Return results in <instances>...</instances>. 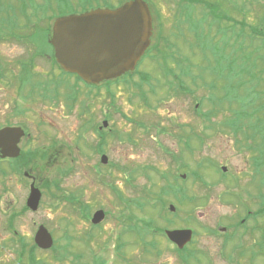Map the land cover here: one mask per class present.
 <instances>
[{
    "label": "rangeland",
    "instance_id": "1",
    "mask_svg": "<svg viewBox=\"0 0 264 264\" xmlns=\"http://www.w3.org/2000/svg\"><path fill=\"white\" fill-rule=\"evenodd\" d=\"M49 1L52 4L47 10L49 16L54 13L52 17L81 10L89 2L65 0L69 3L67 4L61 0L62 4H59L54 0ZM147 1L154 13L160 17V24L158 19L155 26L156 35L160 31L165 39L161 44V51L156 53L157 61L146 62L144 59L140 63L141 70L148 69L150 72L151 81L144 85L141 79L136 77L137 84L132 86L129 92H126L128 86H125L126 89L119 87L117 92L119 112L115 116L117 128H131L124 114L131 115L135 111L134 107L141 101L142 91L150 102L146 119H149L150 125L156 121L159 124L150 128L149 136L138 145H125L121 142L107 154L115 164L123 168L130 164L128 171L117 168L113 172L115 175L113 182L126 196L134 198L133 201L145 200L148 198V189L156 192L167 183L157 171L168 173L170 181H173L174 174H177L179 185L185 190L182 203L167 196L166 208L162 210L160 205L153 207L157 200L152 198L143 209L133 203L131 210L123 213L133 217L132 225L136 220L141 224V219L148 217L154 219L156 226L164 227L167 224L164 217L167 216L175 222V226L171 228L193 229L196 235L188 250L178 252L175 245L159 233L146 234L144 230L145 244L140 236L131 234L126 236L125 227L131 225L130 222H125L124 215H121L125 206L117 198L109 200L108 197L102 196L101 206L109 213L99 228L92 226L90 220L88 222L83 220L79 210H74L66 200L56 198V195L63 192L78 193L82 187L80 162H72L70 159L67 165H73V170L67 175L56 169L41 173L39 178L43 182L45 180L49 186L42 189L40 206L34 211L26 204L29 189L28 184L24 183L25 180L20 179L18 174L10 172L8 165L4 166L9 171L8 176H3L0 171V194L3 196L0 199V264L17 263V254H14L13 248L19 247V241L7 228L9 218L14 212L19 213V216L15 218L13 226L28 243L37 246L34 240L40 225H45L53 233L58 250L64 251L63 247L70 238L68 244L70 253H64L62 260L58 261L55 258L58 250H52L53 247L46 251L38 249L37 256L43 259V262L35 264H85L83 261H86V264H93L91 250L96 253L97 259L103 258L105 264H228L225 261L227 257L222 254L224 252L228 254L238 242V238L230 241L227 247H223L225 237L232 235L235 229L229 228L226 233L220 229L226 228L229 223L232 225L239 223L241 218L246 217L248 207L252 211H257L261 201L259 194L264 193L262 184L264 169L255 172L253 164V157L255 158L258 153H253L245 146L246 139L243 135L235 136L229 127L224 126L229 118L238 114L241 121L250 123L247 129L251 130L252 124H256L258 129H261L259 130L261 134H264V126H260V121L264 122V0H208V4L204 0ZM9 2L18 12V20L13 24L6 23L0 26V68L3 71L0 75V124L9 121L24 122L33 133L43 130L54 132L55 130L47 124L49 120L54 119L55 122L63 123L65 130L69 127V131L74 132L78 115L77 106L69 109L64 103L50 102L47 97L24 100L22 97L27 95V89L17 87L19 74L26 72L28 80L32 82L38 80L43 84L40 78L46 79L54 68L47 59L52 49L48 40L50 35L47 37L45 34L48 22L45 17L38 20L35 15L37 11L46 10V6L38 4L44 0ZM121 2L122 0L94 1L96 6L105 4L117 6ZM210 3L214 5L211 6ZM191 5L198 8L194 17L188 9L186 10V7L190 8ZM180 6H185V12L176 11ZM32 41L35 42L37 49ZM177 53L185 57L186 70L188 71L190 67L194 70L191 76H182L185 85L192 91L169 95L166 85L169 80L172 81V77L165 78L162 72L167 66L177 71L179 67L176 62L179 58ZM167 56L169 60L164 63L163 58ZM33 64L36 72L44 71L46 74L32 77L29 69ZM40 91L41 89L37 92ZM17 100L24 104L27 111L20 117H13V107ZM197 102L199 108L196 110ZM134 115L136 114L131 116ZM206 125L213 129L206 130ZM164 127L167 130L161 132L171 133L160 135L156 133L159 128ZM139 132L145 133L140 129ZM196 133L203 135L205 141L200 144L198 139L191 140L192 146H195V156H192L186 152L182 142L187 135L195 136ZM176 134L182 136L181 143L176 140ZM257 138L261 142V138L258 136ZM157 141L173 151L179 150L178 155L185 151L183 162L188 163V166L170 162L171 155L165 154ZM75 156L77 157V153ZM201 158H209L216 164L209 166L204 163L200 170L203 179L209 183L207 186L195 179L191 173L197 170V162ZM97 160L103 174L109 166L100 162V156L94 157L92 163ZM224 165L228 168L227 175L221 177L218 167ZM183 172L187 173L184 179L181 177ZM235 178L238 180L237 183L234 181ZM53 179H58L57 183L61 189L51 184ZM127 179L132 181L133 187L128 186L129 181L125 182ZM4 181L6 191L3 187ZM229 185L230 189L226 187ZM230 192H237L239 200L227 194ZM240 202L245 203L246 207H238L237 204ZM170 203L179 207L177 215L174 213L178 209L172 212L173 214L167 211ZM26 207L27 209H24ZM96 208L99 207H94L92 212ZM255 223L264 227V218L250 219L243 225L238 224L245 234L243 240L239 241L241 246L252 245L254 239H257V230H253ZM90 227L93 236L88 231ZM98 232L100 233L96 234ZM120 233L123 239L121 243L123 246L125 244L122 250L115 246L116 243L119 245V241H115ZM152 242H155L157 247L146 246ZM107 248L109 249L105 251ZM99 251L104 253L98 254ZM189 251H194L195 254L190 256ZM83 252L86 253L84 259L75 260ZM251 252H246L242 256L241 264H264V255H258L253 260L249 258ZM21 264H30L27 257Z\"/></svg>",
    "mask_w": 264,
    "mask_h": 264
},
{
    "label": "flooded vegetation",
    "instance_id": "2",
    "mask_svg": "<svg viewBox=\"0 0 264 264\" xmlns=\"http://www.w3.org/2000/svg\"><path fill=\"white\" fill-rule=\"evenodd\" d=\"M95 0H89L88 3H86V6H89V8L96 7ZM207 2H209L207 0ZM208 4V3H207ZM211 6L214 5L210 3ZM107 6V5H106ZM108 7H111V5H108ZM168 8V6H166ZM87 9V8H86ZM190 11V14L194 17L195 14L198 11V8L191 5L190 8L186 7V10ZM182 10L185 12V6H180L176 11L182 12ZM153 13V33L151 36V44L146 50L145 54L142 56V58L138 61L135 69L133 71H128L125 74H123L119 78H113V79H105L103 81H100L98 83H91L87 82L83 78H81L78 74L72 73L69 71H66L63 69L59 63L56 61V58L53 53H49L47 55L48 61L53 65V71L52 73L47 77L43 78L41 77L40 80L43 84H41L38 80L35 82H32L31 80H28L26 78L27 74L21 73L19 74V80H18V88L19 89H27L28 93L26 96L22 97L24 100H27L28 98L37 100V98H43L47 97L50 102L52 103H64L69 109L74 108L77 106L78 109V115L76 118V126L74 129V132L69 131V127L67 130H65V127L63 126V123L55 122L54 119H51L47 122L48 127H50L52 130H55L54 132H49L46 130L43 131H35L34 133L30 131L29 126H27L24 122H7L4 124H0V129L6 128V127H14L19 128L21 131L23 130L22 135L19 137V141L17 142V145L20 149V153L18 156H3L4 149L1 146L0 147V171L3 174V176H8L9 171L4 168V166L8 165V168H10V172H14L18 174L20 179L25 180L24 183L28 184L29 194L31 191V186L34 184L35 187L39 188L42 195V189L45 187H48V183L44 180L39 178L41 177L42 172H48L52 169H56L58 172L62 173L63 175H67L70 171L73 170V165H67V162L71 159V161H78L80 162V170L82 172L81 177L83 181L81 182V188L78 191V193H68L65 194L63 191V194L56 195V198L60 200H66L70 203V206L74 210H79L80 215L82 216L83 220L85 221H91L93 224L92 226L98 227L103 222V220L106 218L107 213L109 211L102 208L101 204L103 201V195L105 197H108L109 200L112 198L119 199L125 206L124 210L122 211L121 215H124V219H126L125 222H130L129 227H125V233L126 236L131 234L134 235L133 227H132V216H128V213L133 205V199L126 196V194L119 190L117 188V185L114 184V171L119 168L122 171H128L129 165L126 168L121 167L120 165L115 164V161H112L109 158V155L107 152L114 147H117L118 143H125V145H138L139 142L147 138L151 131L150 128L157 127L159 124L157 121L150 125L149 119H146V116L148 115L146 112L148 110V107L150 102L147 99V95H145L141 91V101L139 102L138 106L134 107L135 111L131 113V115L136 114L134 116H131L129 114H124V116L127 119V122L131 125V128H117L116 124V114H118L119 107L117 106V92L119 87L128 86L129 89H126V92L130 91V88L134 86L136 82L135 78L139 77L141 79V82L145 85L151 81V74L147 70H141L140 63L142 60L145 59V61H153L157 59L156 53H158V48L161 47V44L163 43L164 37L161 36L160 31H158V34L156 35L155 26L157 20L155 19L156 16L152 10ZM159 24H160V20ZM49 40V39H48ZM159 41V45H156V42ZM179 56V60L177 59V71L171 67H166L165 70H163L162 74L166 78V76L173 77L174 74V81H181L178 86L175 88L177 89V92L182 91L185 93H190L192 90L188 88L184 84V80L182 76H191V72H194L193 68H189L187 71L184 67V60L185 57L181 53H177ZM40 57H43L40 55ZM155 58V59H154ZM173 58V57H170ZM174 59V58H173ZM169 60V59H168ZM165 57L163 58L164 63L168 62ZM157 61V60H156ZM30 70V71H29ZM29 70V74L32 77L35 76H42L46 73L44 71L36 72L35 65L33 64L32 68ZM167 70H172L173 72L166 73ZM20 71V70H19ZM18 71V72H19ZM56 71L58 73H56ZM166 75V76H165ZM168 78V77H167ZM73 82V83H70ZM39 83V84H37ZM40 85V86H37ZM161 86V85H160ZM168 87V84L166 85ZM123 88V89H124ZM170 88V84H169ZM39 89H41L40 92H37ZM176 95V94H174ZM179 95V93L177 94ZM133 104L132 102H130ZM133 106V105H132ZM140 108V111L137 112V110ZM196 110L199 108V103L197 102L195 105ZM27 109L25 108L24 104L20 103L18 100L15 101L14 107H13V117H20V115H23ZM206 120L205 117H202ZM39 126L38 123L36 125ZM140 130H143L145 133H140ZM41 130V128H40ZM159 131L156 132L159 135L160 134H170L171 132H161L166 131L167 129L164 127L162 129H158ZM74 134L72 136V134ZM194 133V132H192ZM19 134V133H18ZM142 135V137H141ZM153 138H155L153 135H151ZM182 136L176 134V140L181 143ZM193 139H197V136H192V134L187 135L186 138H183V144L185 145L186 152L188 154L195 156V146H192ZM157 144L161 147V149L165 152L167 155L176 156L178 155L179 150L173 151L169 149L168 147H164L161 142L157 141ZM184 151V150H183ZM75 153H77V157L75 156ZM185 151L181 153V155H184ZM74 155V156H73ZM107 156V162H102V156ZM180 155V154H179ZM97 156H100V162L102 164H106L109 166L108 170L105 171L103 174H101V165L99 164L98 160L95 163H92V160L94 157L97 158ZM73 157V159H72ZM170 162H173L171 160ZM40 172V173H39ZM88 178V179H87ZM58 180V179H57ZM56 179H53L51 184H54L56 187L61 189L59 187V184L57 183ZM129 179H127L125 182L127 183ZM128 186H134L132 181L130 180L128 183ZM3 187L5 191L7 190V186L5 181L3 182ZM129 187V188H132ZM28 194V195H29ZM112 195L110 196L108 195ZM2 194H0V199H2ZM42 198V196H41ZM99 199V200H98ZM99 202V203H98ZM98 203V204H96ZM131 205V207L129 206ZM238 207L245 208V203L240 202L237 204ZM94 207L96 208L93 212L92 209ZM98 210H103L105 212V218L97 223L94 224L92 222L93 215ZM249 214H251L253 211L251 209L247 210ZM15 213V212H14ZM258 218H261L258 216ZM251 218L244 217L241 219V225L245 224L246 221L250 220ZM234 225V227H233ZM226 226V228H221L220 231L223 233H226L228 229L234 230L232 235H228L225 237V241L223 242V247H227V244L234 239L236 240V237L238 238V242L234 245L233 253L232 250L226 254L225 252L222 254L223 256L227 257V260L225 259L228 264H236L242 262V256L245 255L246 252H251V259H255L258 255H264V228L258 224V227H253V230H257V239H254V243L251 244H244L241 246V243H239L240 240H243L245 234L244 231L241 230V226L238 225V223H233ZM94 228V227H93ZM90 228H88V231L90 232ZM100 232L96 233L99 234ZM216 233V230L214 231ZM90 235L93 236L94 234L90 232ZM143 235L141 238H144ZM119 238V239H118ZM126 238V237H125ZM109 240V238H108ZM119 241V245L117 243L115 244L116 248L118 250H122L123 242L122 239V233L116 236V241ZM85 245V244H84ZM146 246H152V244H146ZM247 246V247H246ZM109 248H107L105 251H107ZM84 257L86 255L85 252ZM104 253L103 251H99L98 254ZM257 254V255H256ZM237 257V259H235ZM84 259V258H83ZM107 260V259H106ZM86 264V261H83ZM108 262V260H107ZM253 262V261H252ZM210 263V261H209Z\"/></svg>",
    "mask_w": 264,
    "mask_h": 264
},
{
    "label": "water",
    "instance_id": "3",
    "mask_svg": "<svg viewBox=\"0 0 264 264\" xmlns=\"http://www.w3.org/2000/svg\"><path fill=\"white\" fill-rule=\"evenodd\" d=\"M152 29L149 3L146 0H127L114 9L99 7L56 18L49 41L63 69L88 82L98 83L133 71L151 43ZM22 133L23 130L14 127L0 129L3 156L19 155L17 142ZM102 162H107L106 155L102 156ZM222 169L226 171L227 167L222 166ZM41 196L40 189L32 184L27 205L37 210ZM170 209L174 211L175 206L171 204ZM104 218L105 212L98 210L92 222L97 224ZM166 234L179 248H184L193 238L190 228L167 229ZM34 241L45 250L52 248L55 242L45 225L38 227Z\"/></svg>",
    "mask_w": 264,
    "mask_h": 264
},
{
    "label": "trees",
    "instance_id": "4",
    "mask_svg": "<svg viewBox=\"0 0 264 264\" xmlns=\"http://www.w3.org/2000/svg\"><path fill=\"white\" fill-rule=\"evenodd\" d=\"M54 2L55 3L58 2L60 4L61 0H54ZM64 3H67V2L64 0ZM38 4L42 5V6H46L45 11H43V12L37 11V12H35V15L37 16L38 20H41L43 17L46 18L48 25L46 27L45 34L47 37H49L50 32H51L50 31L51 24L49 22L52 20V18H53L52 16L54 15V13H53V15L49 16L47 8L51 7L52 3H50L49 0H44V2H41ZM67 4H69V3H67ZM61 8H60V11L62 10ZM17 14H18V12H16V10L13 9L9 0H0V26L5 25L6 23L7 24H13L14 22H16L18 20ZM62 14H64V13H62ZM32 42H33V45L37 49L35 42L34 41H32ZM159 44H160L159 41H157L156 45H159ZM27 45L30 46L29 43H27ZM39 46H41V45H39ZM158 51L160 52L161 49L158 48ZM52 52H53V49H51V53ZM167 58H169V56L165 57V59H167ZM24 67L26 68V65ZM169 72L172 73L173 71L172 70L166 71L167 74ZM2 73H3V71L0 68V75ZM172 76H173L172 81L170 82V80H169L168 87H167L168 88V94L169 95H171V94L177 95L179 92H177V89L175 87L178 86L179 83H181V81H179V80L174 81V79H173L174 74ZM166 77H170V76H166ZM169 84H170V88H169ZM184 84H185V82H184ZM181 92H183L182 88H181ZM249 124L250 123L241 121L240 115L236 114L232 118H229V120L225 122L224 126L229 127V129L232 131V133L235 136L243 135V137L246 139L245 146L248 149L252 150L253 153H255V152L258 153L257 155H255V158L253 157L254 169H255V172H258V171H261V169H264V134H261V132L259 131L261 129H258V125H256V124H252L253 128L251 130L247 129ZM260 126H264V122L260 121ZM205 129L206 130H212L213 127L206 125ZM260 135H262V137ZM196 136H197V139L200 141V144H203L205 141L204 136L199 134V133H196ZM257 136L261 138L262 143L258 141ZM173 160H174V162L179 163L180 166H184V167L188 166L187 165L188 163L183 162L184 155L173 156ZM204 163L208 164L209 166H216V164H214L209 158H201L197 162V170H194L191 173L195 179H197L199 182H201L207 186V185H209V183L205 179H203L202 174L200 172L202 166L205 165ZM151 169H152V167H151ZM218 169L221 171L220 167H218ZM157 172L159 173V175L161 176L162 179H165L167 181V183L162 187L161 190L156 191V192L153 189H148V198H146L145 200L141 201V200L136 199L135 203H138L141 206V209H143L145 207V205L149 204L150 199H152V198L157 200V202L153 203V207H157L158 205H160V208L162 210H164L166 208L165 197H167V196H168V198L173 197L174 200H176L179 203H182V197L184 196L185 190H184V188H182V186L179 185L180 182H179V178H178L177 174L175 173L173 176V181H170L168 173H165V172L161 173L159 171H157ZM226 175H227V173L221 171V177H225ZM234 181L237 183L238 182L237 178H235ZM262 184L264 186V179L263 178H262ZM226 187L228 189H230V185L226 186ZM227 194L230 195L231 197L238 199V200L240 198L239 194L237 192H230ZM259 197L261 198L260 206H259L258 210L256 212H254L256 217L264 216V193L263 194L260 193ZM203 199H202V201H203ZM24 209H27V207ZM177 209L178 210H177V212L174 213V215H177L178 211L180 210L178 206H177ZM167 211L169 213L173 214L169 209ZM23 212L24 211H22V213ZM18 214L19 213H13L10 216L9 222L7 224V228L14 233V235H15L14 237L16 238V240L19 241V247L15 248V249L13 248L14 254H17V256H16L17 263H15V264H21L25 257H27V260L30 264H35V262L42 263L43 259H40L37 256L38 247L34 243H28L27 241H25V237L19 235V233H17L18 231H16V229L13 226V222H14L15 218L17 216H19ZM164 219L166 220V223H167L166 226H164V227L156 226L155 221L152 218H148V219L142 218L141 224H139L136 220V222L133 223V225H132L134 235L142 237L143 235L145 236V233L146 234L150 233L152 235L159 233L161 235L166 236L165 235V229L175 226V222H174V220L170 219L167 216H165ZM144 230H145V233L143 232ZM144 238H142V239H144ZM144 241H145V239H144ZM69 243H70V238H69L67 245L63 247L64 251L58 250L56 244L53 246L52 250H54V251L58 250V251H56L57 254H55V258L58 261L62 260L64 258V253H70V250L68 248ZM143 243L145 244V242H143ZM152 246H153V248H155L156 243L152 242ZM176 250L178 252H183L185 250L187 251L188 248H185L184 250H179L178 248H176ZM91 252L93 254V264H105V260L103 258L100 257V259H97L96 253L92 250H91ZM188 253L190 256L195 254L194 251L193 252L189 251ZM26 254H27V256H26ZM157 254L158 255L160 254L159 250H157ZM79 256L80 257L78 259H75V260H79V261L82 260L84 258V253L83 254L80 253ZM52 259H53V256H52Z\"/></svg>",
    "mask_w": 264,
    "mask_h": 264
}]
</instances>
